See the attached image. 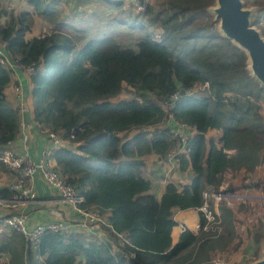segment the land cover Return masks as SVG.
I'll return each instance as SVG.
<instances>
[{
    "label": "trees",
    "instance_id": "1",
    "mask_svg": "<svg viewBox=\"0 0 264 264\" xmlns=\"http://www.w3.org/2000/svg\"><path fill=\"white\" fill-rule=\"evenodd\" d=\"M138 1L141 14L149 24L157 22L161 33H146L135 49L111 36L81 44V29L53 21L57 1L28 0L37 15L55 22L52 33L29 40L30 14L0 10V46L20 64L35 67L29 91L33 121L39 131L66 142L52 154L53 170L83 198L82 208L107 214L108 225L100 240L86 232L47 231L36 249L23 236L0 229V264H212L241 246L232 247L239 241L237 221L224 204L218 206V223L206 231L195 235L185 229L174 246L171 234L175 213L199 209L203 192L220 188L227 173L256 177L264 166V90L248 76L244 54L217 33L206 12L213 0H165L156 12ZM253 4L264 11V1ZM262 17L264 12L255 26ZM123 84L135 98L107 101ZM9 87L10 73L0 65V156L19 133ZM167 113L192 130L176 158L177 172L190 170L192 179L168 182L156 197L142 174L144 159L166 157L177 146L168 126L145 130L162 125ZM209 130L218 133L216 140L205 137ZM0 175L6 178L0 197L8 199L18 176L1 162ZM205 223L200 218L202 227ZM263 239L260 233L252 238L255 256Z\"/></svg>",
    "mask_w": 264,
    "mask_h": 264
},
{
    "label": "rangeland",
    "instance_id": "2",
    "mask_svg": "<svg viewBox=\"0 0 264 264\" xmlns=\"http://www.w3.org/2000/svg\"><path fill=\"white\" fill-rule=\"evenodd\" d=\"M111 1H120L122 5L115 7L114 5L107 3L109 0H67L66 2L68 3L65 2L66 4L64 6V2H60L61 4L57 5L58 10L55 14L56 20L64 21L65 23H68L69 26L72 24L78 30L81 29L84 37V41L81 44L86 43L92 38L111 36L120 46L135 49L138 39L146 33H161L157 22H155L154 25H151L141 14L144 12L142 10L143 5L137 3L136 0ZM243 1L246 7L257 9V18L264 12L259 6L253 4L254 1L258 0ZM0 2V10L11 15H18V13L25 12L26 8L29 9L31 18L29 25L30 29L26 33L27 40L50 34L54 31L56 20L55 22H52V18L46 19L43 16L37 15L34 10L28 6L27 0H0ZM164 2L165 0H144L143 4L151 5L156 12ZM7 19L8 17H6L2 23L4 24ZM260 20V26H256V28L260 30L264 36V17ZM203 91V89L196 86L194 95H201ZM134 98V90L128 88L126 84H123L121 93L110 97L107 101L112 104H117ZM163 108L166 110L165 106H163ZM261 113L264 120V106H262ZM164 126L167 127L165 122L157 127H149L145 131L152 132L156 128H163ZM188 131L191 130L189 129ZM215 132L216 131L214 130H209L205 137L207 139L212 138L216 140L218 135L215 136ZM173 153H175V151ZM147 158H145L147 161L146 165H148L147 168L149 167L153 171L151 175L152 178H146L149 179L154 186L156 184H161L162 186L161 181H163V187L161 190H158L159 193H162V191L164 192L165 185L168 182L177 183L175 180V176L178 174L177 167L168 172L169 166L167 165L165 157L156 158L151 162H149ZM146 172L147 171L144 169V173ZM256 173V177L246 176L242 172L234 174L227 173L224 176L221 189H224V191L229 192L232 195H236V197L222 199L218 202L217 206H219V204H224L234 212L237 221L236 231L239 241L237 240L232 247H237L236 245L239 242H241V246L229 257L219 255L213 258L211 262L212 264H249L257 257L259 245L255 256L252 238L255 233L264 234V166L259 168ZM191 179V171L186 170L183 175V180H185L184 183H189ZM8 180L7 183L9 184L11 180ZM257 181L259 182V186L256 183ZM2 182H5L3 178ZM210 205L211 209L214 210V205L212 203H210ZM196 212H188L186 215L189 218L195 216L196 219ZM103 217L106 218L107 214H104ZM174 220L177 221L176 216L174 217ZM192 227L193 226L187 227L178 220L176 227H174L175 232L172 231V234L174 232V235L172 236V244H174V240H176L181 232H183V228L192 231ZM2 232L9 233L7 230H3ZM261 241H264V239Z\"/></svg>",
    "mask_w": 264,
    "mask_h": 264
},
{
    "label": "built area",
    "instance_id": "3",
    "mask_svg": "<svg viewBox=\"0 0 264 264\" xmlns=\"http://www.w3.org/2000/svg\"><path fill=\"white\" fill-rule=\"evenodd\" d=\"M50 1L66 2L67 0ZM136 1L140 3L138 0ZM142 10L144 11V5L142 6ZM0 65L10 73V77L11 75L15 76L14 74L20 73L22 77L30 79L35 74L33 64L27 66L20 64L1 46ZM197 87L204 89L207 85ZM193 92H195V88ZM13 94L20 117L19 133L17 139L8 143L2 151L0 162L8 170L15 173L18 179L9 185L12 195L8 199L0 197L1 231L7 230L23 236L33 249H36L40 237L47 231L54 233L86 232L97 237L99 240L106 238L105 233L103 234V227H108V225L103 215L94 209L82 208L80 205L83 202V198L77 195L74 189L67 186L59 173L52 168L50 162L52 154L54 151L63 147L64 144L60 137L51 132H41V139L47 141V148L40 155L30 153L27 130L32 125L39 128V124L33 121V118V123L26 122V116L28 114V108L26 106L27 95L24 92L22 80L16 81L13 86ZM176 98V95L173 96V99L176 100ZM165 111H167V107ZM164 122L171 129L172 137L176 141L178 149L175 153L165 157L167 165L169 166V172L177 167L176 158L183 152L185 147L188 127L176 122L169 113H167ZM36 178H39L46 187L47 194L49 195L47 201L38 198V193L34 185ZM221 186L217 190L211 188L205 190L202 194L203 205L196 210L197 212L192 210L197 213L195 223L191 229L192 231H190L193 234L197 235L201 230L206 231L210 225L218 223L220 214L217 205L219 201L225 198L236 197V195H232L224 191V189H221ZM210 203L214 205V210L211 209ZM28 204L50 205L52 209L56 208L53 209V214L59 220L42 221L36 214L32 215L31 213L28 214L19 211V208L27 206ZM200 218L206 220L203 227L200 224Z\"/></svg>",
    "mask_w": 264,
    "mask_h": 264
},
{
    "label": "water",
    "instance_id": "4",
    "mask_svg": "<svg viewBox=\"0 0 264 264\" xmlns=\"http://www.w3.org/2000/svg\"><path fill=\"white\" fill-rule=\"evenodd\" d=\"M213 1L206 12L213 18L217 33L244 54L248 76L264 90V36L255 26L257 9L246 7L243 0ZM258 251L249 264H264V241Z\"/></svg>",
    "mask_w": 264,
    "mask_h": 264
},
{
    "label": "crops",
    "instance_id": "5",
    "mask_svg": "<svg viewBox=\"0 0 264 264\" xmlns=\"http://www.w3.org/2000/svg\"><path fill=\"white\" fill-rule=\"evenodd\" d=\"M44 2L47 5V4L51 3L52 1H50V0H48V1L47 0H44ZM27 3H28V0H27ZM66 3H68V2H66ZM66 3H64L63 6ZM0 4H1V2H0ZM59 4H61V3H58V5ZM28 6L31 7L32 10H34L33 5H31V4L28 3ZM25 12L29 13L30 11H29L28 8H26L25 9ZM3 20H5V17H3L2 21ZM55 20L56 19H53V21H55ZM14 75L15 76L11 75V77H10V87L6 90V96H7L8 100L17 108V103L15 101L14 94H13V86L15 85V83H16L17 80L18 81H21L22 80V82H23V89H24L25 94L27 95V98H26V106L28 108V114L26 116V122L33 123V121H32L33 103H32V100H31V97H30V94H29V91H30V88H31L30 79L22 77L20 73L14 74ZM189 132L191 133L192 130L191 131H188V134H189ZM27 133H28V146L30 148L29 149L30 153H32V154H39L40 155L41 152L44 149L47 148V141H44V140L41 139V136H40L41 131H39V128H37L35 125H32L27 130ZM215 134H216L215 136L218 135V133H216V132H215ZM156 158H157L156 156H150L147 159H148L149 162H151V161L155 160ZM146 163H147V161H146V159H144V164L145 165L142 168L143 177L145 179L152 178L151 175H152V171L153 170L151 168H149V167L147 168L148 165H146ZM51 165H52V163H51ZM144 169L147 171L146 173H144ZM154 172H156V171H154ZM183 175H184V172L176 174V176H175L176 177V179H175L176 182L181 183V184H184V181L185 180H183ZM2 178L6 181L5 176L0 175V187L5 185L4 182H2ZM161 183H162V186H161V184H156L155 186H154V184H152V191L155 194V196H156V193L158 192V190H161L162 187H163V181H161ZM34 185H35V188H36L37 193H38V198L40 200L47 201L48 198H49V195L47 194L46 187L43 184V182L40 181L39 178L38 179L36 178V180L34 182ZM158 193H157V196L156 197H160L161 194L163 193V191H162V193H159V195H158ZM53 209H56V208H53ZM53 209L51 208L50 205L41 206L39 204H37V205L28 204L27 206H24V207L19 208V211L20 212H23V213H28V214L31 213L32 215L33 214H36L37 217L40 220H42V221H47V220L55 221V220H59V218L56 217L53 214ZM188 212L191 213L193 211L192 210L179 211V212H176L175 213L174 217L176 216L177 221L179 220L183 225H185L187 227H191L195 223V220L196 219H195V216H193L192 218H189L186 215V213H188ZM173 231H174V228H173ZM174 232H173V234H171V237L174 235ZM178 238L176 240H174V244L178 241Z\"/></svg>",
    "mask_w": 264,
    "mask_h": 264
},
{
    "label": "bare ground",
    "instance_id": "6",
    "mask_svg": "<svg viewBox=\"0 0 264 264\" xmlns=\"http://www.w3.org/2000/svg\"><path fill=\"white\" fill-rule=\"evenodd\" d=\"M184 214V213H183ZM180 229V228H179Z\"/></svg>",
    "mask_w": 264,
    "mask_h": 264
}]
</instances>
